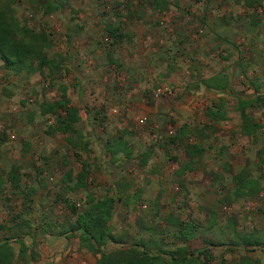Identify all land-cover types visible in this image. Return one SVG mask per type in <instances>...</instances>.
Returning a JSON list of instances; mask_svg holds the SVG:
<instances>
[{
  "label": "rangeland",
  "instance_id": "1",
  "mask_svg": "<svg viewBox=\"0 0 264 264\" xmlns=\"http://www.w3.org/2000/svg\"><path fill=\"white\" fill-rule=\"evenodd\" d=\"M141 1L0 0L21 25L48 42L45 51L53 62L51 75L46 68L42 73L7 71L0 62V242L10 241L17 255L15 239L22 238L33 253L30 258L28 252L27 264H96L97 257L79 235L68 234L75 220L68 205L81 212L87 193L70 191L62 179L68 171L79 172L82 161L88 164V193L96 199L116 197L109 222L115 241L105 249L143 243L153 255L184 244L173 234L176 228L168 214L198 225L204 222V211L190 197L203 191L172 180L184 142H198L206 149L204 166L214 148L226 147L233 172H256L251 165L255 157L246 150L264 146V135L258 145L240 133L236 102L264 95V0H168L169 9L158 14L163 25L147 27L149 34L135 25L149 16L137 10ZM45 2L58 10L45 12ZM107 28L118 29L123 37L113 42ZM140 30L142 37L135 43ZM213 75L229 77L231 91L219 95L199 86ZM61 86L79 110L75 129L88 144L86 154L68 143L75 134H47L56 117L43 116L40 107L56 100ZM219 99L227 104L228 119L216 128V135L174 139L188 120L195 126L207 122L211 102ZM247 113L264 131V115L256 107ZM123 145L131 150L128 157L110 151ZM146 148L157 151L142 167L138 155ZM11 168L18 172L17 188L5 179ZM259 221L264 224V219ZM198 236L185 243L186 253L192 254L189 264H221L257 255L264 264V240L253 248L204 244ZM199 248L207 250L206 255L197 257ZM13 264L24 262L16 257Z\"/></svg>",
  "mask_w": 264,
  "mask_h": 264
},
{
  "label": "trees",
  "instance_id": "2",
  "mask_svg": "<svg viewBox=\"0 0 264 264\" xmlns=\"http://www.w3.org/2000/svg\"><path fill=\"white\" fill-rule=\"evenodd\" d=\"M54 3L45 2L41 7L47 13L58 10ZM114 37L119 36L114 30H108ZM48 42L42 37L38 36L33 30L25 25H21L14 17L12 9L8 4L0 3V62L3 69L7 71H14L17 73H33L38 71L42 73L43 69H47L51 75L53 69V62L46 54V47ZM207 88L213 89L218 92L229 90V81L226 75H217L204 81ZM59 97L52 102H45L40 108L43 116L49 115L56 117L53 129L47 131L48 135L51 132L56 133H73L75 138L70 137L68 143L73 149H81L87 153L88 144L81 138V132L75 129V126L80 122L79 110L70 103L67 95L66 86L59 88ZM259 105L264 114V96H258L253 101H239L238 111L242 117V130L245 134L250 135L252 131L258 128V125L251 122L246 116V110ZM209 118H215L216 113L208 112L206 114ZM218 117V116H217ZM187 133V127L183 126L177 134V139L182 141L181 137ZM122 147H125L124 145ZM189 156H201L202 148L196 144H185ZM116 150L114 153H116ZM127 151V149H125ZM128 152L125 153V156ZM87 166L81 162V170L77 172L73 178L72 171H68L62 179L63 184L67 185V189L74 192L83 190L86 191L87 180ZM10 183H13L15 188L19 187L18 172L16 168L11 169L8 176ZM240 177L235 178V184L238 189L246 190L248 194L254 192L256 189L255 184L241 182ZM237 181V183H236ZM239 184V185H238ZM114 206V199L112 197L103 200H97L92 195H87L85 200V207L81 212L73 205H68L70 213L75 216L72 226L69 228L70 237L79 235L82 245L86 250L93 254L96 258V264H189L191 260L188 257L192 254H187L186 251H173V252H160V254L153 255L143 243L134 244L128 249L108 251L105 246L108 241H115L112 236V230L109 222L112 217ZM175 226L178 223L174 222ZM184 233V234H183ZM182 237L188 234L184 231ZM16 243L19 244L18 254L16 255L14 248L11 246L10 241L4 240L0 242V264H13L16 257L18 260H23L27 264V259L32 258V251L25 244L24 240L17 237ZM256 242L246 241L245 245L252 247ZM207 250L197 252V257L206 255ZM29 252V255H28ZM31 254V256H30ZM29 257H28V256ZM168 256L167 260L163 256ZM195 262V261H194ZM196 264V263H195ZM221 264H259L258 261L250 257H242L238 261L226 262L222 261Z\"/></svg>",
  "mask_w": 264,
  "mask_h": 264
},
{
  "label": "crops",
  "instance_id": "3",
  "mask_svg": "<svg viewBox=\"0 0 264 264\" xmlns=\"http://www.w3.org/2000/svg\"><path fill=\"white\" fill-rule=\"evenodd\" d=\"M136 7L139 11L143 10L146 14L149 13L148 17L144 16V18H139V24H135L136 26H140L141 29L144 30L143 32L145 34H149L150 29L146 31L147 27L153 28L154 25H163V23L161 22L162 19L158 14L161 15L163 12L168 10L170 5L168 0H142L139 3H136ZM151 11L155 14V18L152 17L153 13ZM112 30H114V32L119 36V38H114L112 36L113 42H116L123 37V35L118 31V29L113 28ZM142 30H140V33L137 32L138 36L135 37V43L139 42V37H142ZM158 30L159 32H161L162 29ZM128 33L129 35H132L131 30H128ZM142 50H144V48L140 49L138 53H140V51ZM215 76L217 75H213L211 77H208L207 79L202 80L199 86L204 87L205 90L215 91L213 89L207 88L204 85V81ZM227 78L229 81L230 89L225 90L224 92L215 91L216 93H219V95L225 93L226 91H231L232 86L229 77ZM258 96L264 95L259 94L254 99H238V101L236 102V112L238 113L240 119V133L244 135V137H249L252 140H255L256 143L259 145L260 137L264 135L262 126L259 124L258 121L255 122L246 110L247 118H249L251 122L257 124L258 128L252 131L250 135L245 134L242 130V117L238 111L239 101H253ZM254 107H256L261 112V114H263V110L257 104L248 109H252ZM226 108L227 104L223 99L211 102L208 109L209 112L216 113V117L209 118L207 116V122L203 121V124L198 123L197 126H195V122L192 123L188 120L187 123L185 122L181 124V126L176 130L174 134V139L178 140L176 136L180 131V128L183 126L187 127V133L181 137L182 140L186 141V139L190 138V140H194L197 139L198 136L213 137L217 134L216 128H220V123L228 119V114H226ZM189 142L187 144H189ZM184 144H186V142H184ZM193 144L201 146V156H189L185 145H183L181 150L178 151L180 159H177L176 168L173 172V175L175 174V176L172 180H177V184L179 186L181 185V187H183V185L186 186L191 184L199 188V190L203 191V194L199 196L190 195V197H193V200L198 206L199 210L204 211L205 217L204 222L198 225L196 221L189 219L182 220L178 217H172L168 214V222H170L172 226L176 228V230H173V234L177 237L178 240L184 243L180 246H176L174 251L180 250L188 252L185 247V243L192 242L196 239L198 235V237L202 239V242L204 244L219 243L220 245H226L229 243H236L245 246L246 241H251L257 243L255 246H252L253 248L258 245H261V243H263L262 241L264 240V224L263 222L259 221V219H264V146H257L246 150L252 152L253 156L255 157L251 162V165H254L256 167V172L253 173L250 168L240 169L238 171L233 172L231 166L229 165L230 163L226 160L227 155L229 153L228 148L226 147H219L218 149L214 148L210 152L211 154H209L206 158L207 162L205 161L206 164L204 166L203 160L206 155V149L198 142H193ZM125 149H127V151H125ZM116 150H118L116 152V155H123L125 157V153L127 152L128 155H131V150L127 147H122L121 149L115 147L112 148L110 151L114 153ZM156 151L157 149L155 148H146L144 154L138 155L142 167H146L148 165V163L151 161L150 159L152 157V153H156ZM82 154L86 153L82 152ZM83 162L84 164H86L88 170L87 162ZM158 163L159 160L157 162L155 161V164H151L150 170H155V167L158 166ZM76 174H72L73 178ZM8 175L7 177H5L6 180H8ZM237 176L241 178V182H246L248 184L252 183L253 185L255 184L256 189L254 190V192L248 194L246 193V190L238 189L237 184H235V178ZM2 179L4 181V178L0 176V180ZM86 186V191L80 190L77 192H86L87 195H91L88 193L89 186L87 180ZM108 197H112L115 202L116 197L113 195L105 196L104 198L102 197L97 200H103ZM113 212L114 210L112 211V215ZM174 222H177L178 226H175ZM256 222L258 223L256 224ZM245 225H248L249 228L245 227ZM252 225H254V228L250 229ZM186 230L188 231V234L185 237H182V235L184 234L183 232ZM253 236H255V239H252ZM201 249L202 248H199L198 251H201ZM257 257L259 259H253L251 257L250 258L258 261L259 264H263L262 258L258 255Z\"/></svg>",
  "mask_w": 264,
  "mask_h": 264
}]
</instances>
